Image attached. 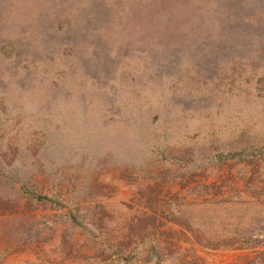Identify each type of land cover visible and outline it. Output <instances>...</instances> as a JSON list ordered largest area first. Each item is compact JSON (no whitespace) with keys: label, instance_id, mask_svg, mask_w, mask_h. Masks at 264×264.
<instances>
[{"label":"rangeland","instance_id":"1","mask_svg":"<svg viewBox=\"0 0 264 264\" xmlns=\"http://www.w3.org/2000/svg\"><path fill=\"white\" fill-rule=\"evenodd\" d=\"M0 264H264V0H0Z\"/></svg>","mask_w":264,"mask_h":264},{"label":"trees","instance_id":"2","mask_svg":"<svg viewBox=\"0 0 264 264\" xmlns=\"http://www.w3.org/2000/svg\"><path fill=\"white\" fill-rule=\"evenodd\" d=\"M25 193V192H24ZM30 196V195H29ZM32 199L36 200V201H41V200H44L45 197L43 196H32Z\"/></svg>","mask_w":264,"mask_h":264}]
</instances>
